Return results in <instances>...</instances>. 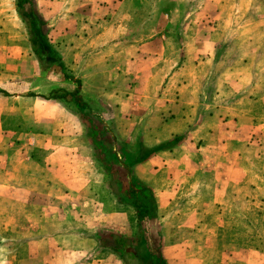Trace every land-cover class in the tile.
Segmentation results:
<instances>
[{"label":"crops","instance_id":"0c3cea01","mask_svg":"<svg viewBox=\"0 0 264 264\" xmlns=\"http://www.w3.org/2000/svg\"><path fill=\"white\" fill-rule=\"evenodd\" d=\"M32 1L67 76L1 45L0 264H264V0ZM15 3L0 21L17 31ZM55 88L114 136L154 221L114 197Z\"/></svg>","mask_w":264,"mask_h":264},{"label":"trees","instance_id":"16d2710c","mask_svg":"<svg viewBox=\"0 0 264 264\" xmlns=\"http://www.w3.org/2000/svg\"><path fill=\"white\" fill-rule=\"evenodd\" d=\"M16 10L25 23V26L29 30L30 34V48L36 58L42 62L47 60L52 61L57 65L66 77V68L63 64L61 57L57 51L53 48L49 39L44 31V22L40 18L39 14L33 7L32 0H15ZM80 82H77L79 84ZM0 93L3 96H9L10 94L0 88ZM32 95V94H31ZM45 99H51L56 101H62L67 106L75 107L79 112L81 119L87 124L88 134L92 138L94 155L99 168L104 171L108 178V184L116 191L113 193L114 197L118 201L126 200L135 210V215L138 221H154L157 217L156 204L151 190L131 178L128 187H125L119 178V170H126L130 172V166L132 163L123 162L118 158V150L114 146V136L110 132L100 131L95 122L90 118L88 113L82 111L85 103L79 95V90L76 88L73 91H67L64 88H55L47 96H43ZM181 138H175L171 143L179 141ZM151 153V152H150ZM148 149L140 148L138 154V160L144 159L150 154ZM118 188V191H117ZM120 190H123L121 193ZM120 253L121 255H129L125 248L127 244L123 241L121 243ZM163 264L160 258L151 260L149 264Z\"/></svg>","mask_w":264,"mask_h":264},{"label":"rangeland","instance_id":"374dc122","mask_svg":"<svg viewBox=\"0 0 264 264\" xmlns=\"http://www.w3.org/2000/svg\"><path fill=\"white\" fill-rule=\"evenodd\" d=\"M0 7H2V5H0ZM17 14H18V12H17ZM19 15V14H18ZM22 20V19H21ZM3 22H5V20L4 19H2V22L0 21V23H2V25L0 24V48H1V45L3 44V43H7V42H16V43H18V44H21L22 45V49H23V52L24 53H27L28 51H26V49L28 48H30V34H29V30H28V28L25 26V23L23 22V20H22V28L21 29H19V30H15L14 31V28L7 22V24H5V23H3ZM3 27H6L8 30L6 31V30H4V28ZM10 30H13V32L11 33V31ZM4 53H6V51L4 52ZM4 53H2L1 51H0V60H2V57H3V55H4ZM44 65L46 66L47 64H45L44 63ZM14 90H16V87L14 86V88H13ZM11 101V104H10V106H16V104H14L13 102H15V101H13L14 99H10ZM3 104H5V102L3 103ZM0 106H2V105H0ZM8 106V105H7ZM25 122V124H27V123H29L28 125H30L31 124V117L30 116H28V118L24 121ZM27 125V126H28ZM238 217V216H237ZM256 219H258L257 218V216H254V215H252L251 217H250V220L255 224V222H256ZM243 230H241L240 229V227H239V229H237V230H234L233 231V235L234 236H239V235H246V233H245V228H242ZM140 249H141V247H139ZM139 249V250H140Z\"/></svg>","mask_w":264,"mask_h":264}]
</instances>
